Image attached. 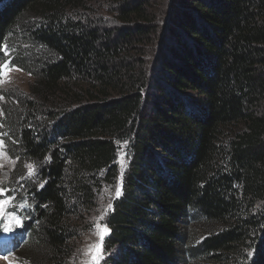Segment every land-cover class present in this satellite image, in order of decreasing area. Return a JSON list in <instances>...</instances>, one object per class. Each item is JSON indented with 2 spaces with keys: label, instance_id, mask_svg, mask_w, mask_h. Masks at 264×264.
Instances as JSON below:
<instances>
[{
  "label": "trees",
  "instance_id": "16d2710c",
  "mask_svg": "<svg viewBox=\"0 0 264 264\" xmlns=\"http://www.w3.org/2000/svg\"><path fill=\"white\" fill-rule=\"evenodd\" d=\"M0 49L31 79L0 109L24 263L93 216L101 264H264V0H0Z\"/></svg>",
  "mask_w": 264,
  "mask_h": 264
},
{
  "label": "rangeland",
  "instance_id": "374dc122",
  "mask_svg": "<svg viewBox=\"0 0 264 264\" xmlns=\"http://www.w3.org/2000/svg\"><path fill=\"white\" fill-rule=\"evenodd\" d=\"M9 67L10 71L8 74L0 76V109L2 106L5 108L6 102L3 98L4 93L12 92L15 95L26 94L29 82L31 81L30 77L25 73L16 68H12L10 65ZM126 160L127 157H125L124 150H121L118 161L122 168L127 167ZM122 161L123 166L121 163ZM15 162L16 161L12 157L6 155L5 147L0 141V190H2L3 186L10 181L14 171ZM120 184L121 182L118 184L119 187ZM3 193L4 194L0 196V201L7 200L10 203L12 198L4 191ZM107 194L108 192L106 189L103 197ZM9 203L0 210V264H26L23 262V259L21 260L20 254L22 250H17V244L21 242L19 238L22 236L20 233H22L23 222L24 219L25 221H28L29 217L27 213L30 211L31 206L28 200L22 201L21 197H17V194L15 202L12 205H9ZM97 204L99 206L102 205L101 200ZM96 211L97 210H94V212ZM89 220H94V224L97 223V220H95L93 216H90ZM5 228L8 230L6 231ZM95 232L96 229L94 227V229L92 228L84 232V234H81V239L73 245V256L68 259L69 264H85V262L89 260V257L85 253L89 246L98 243V238ZM26 236L28 240L29 234L26 233ZM16 239H18V243L13 245V242ZM5 257H7V259H5Z\"/></svg>",
  "mask_w": 264,
  "mask_h": 264
},
{
  "label": "snow or ice",
  "instance_id": "6c2138e0",
  "mask_svg": "<svg viewBox=\"0 0 264 264\" xmlns=\"http://www.w3.org/2000/svg\"><path fill=\"white\" fill-rule=\"evenodd\" d=\"M0 50H2V49H0ZM5 55H7L6 52H5ZM9 71H10V67H9L8 62L5 61L4 63H0V76L7 75ZM121 163L123 166V161ZM27 167L29 169V175L31 176L33 174L32 166L28 165ZM3 194H4L3 190H0V196H2ZM120 194H121V189L119 186H117L115 196L119 197ZM7 203H9V201H7V200L0 201V210H2L3 207ZM111 210H112V205H111V203H109L107 208L104 210V213L99 217V220H103L104 216L107 214V212H109ZM94 227L96 229L95 234L98 238V243L89 246L87 252L85 253L89 257V260L86 261L85 264H100V261L103 259L102 251H103L104 237L106 235H108V233L110 231V229H108L107 225L100 224L98 222L94 225ZM5 230L7 231L8 229L5 228ZM249 255H251V253H249ZM5 259H7V257H5Z\"/></svg>",
  "mask_w": 264,
  "mask_h": 264
}]
</instances>
